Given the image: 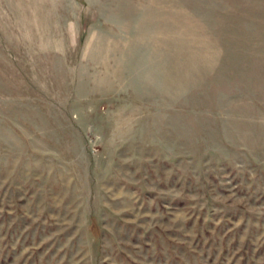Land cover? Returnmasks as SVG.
Returning <instances> with one entry per match:
<instances>
[{"label":"rangeland","instance_id":"374dc122","mask_svg":"<svg viewBox=\"0 0 264 264\" xmlns=\"http://www.w3.org/2000/svg\"><path fill=\"white\" fill-rule=\"evenodd\" d=\"M0 264H264V0H0Z\"/></svg>","mask_w":264,"mask_h":264}]
</instances>
